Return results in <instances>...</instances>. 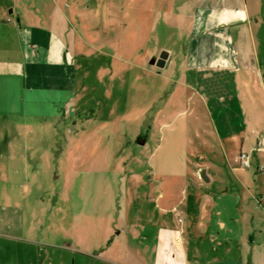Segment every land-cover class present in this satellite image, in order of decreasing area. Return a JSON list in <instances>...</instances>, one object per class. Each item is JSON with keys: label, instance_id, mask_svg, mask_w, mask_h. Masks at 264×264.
I'll use <instances>...</instances> for the list:
<instances>
[{"label": "rangeland", "instance_id": "374dc122", "mask_svg": "<svg viewBox=\"0 0 264 264\" xmlns=\"http://www.w3.org/2000/svg\"><path fill=\"white\" fill-rule=\"evenodd\" d=\"M172 2L136 0L134 8H128L129 0H122L127 16L121 13L108 20L102 15L101 1L90 0L85 5L91 12L73 20L74 25L85 37L90 33L87 37L93 42L105 38L109 43L92 49L79 45L76 91L63 94L56 106L16 101L18 114L0 115V142L6 138L10 142L0 159L5 173L0 177V192L6 190L7 197L15 195L19 202V207L0 208V220L24 218L12 230L0 225V233L33 237L36 243L28 246L29 264H129L117 254L140 246L132 238L136 233L130 224L142 219L145 233L156 234L159 225L150 220L159 216L154 205L168 187L173 190L170 202L177 205L175 225L180 226L185 219L180 203L185 193L215 186L199 178V169H206L203 163L211 166V175L214 172L211 156L226 164V158L248 153L251 167L243 170L264 176V151H241L236 145L232 153H224L213 142L216 125H222L221 110L209 100L207 111L204 96L187 88L178 76L182 51L164 68L154 65L162 51L169 53L190 43L191 21L165 14ZM153 6L162 12L150 14ZM249 6L253 17L249 52L264 78V0H249ZM133 9L140 11L135 14L140 20L134 18ZM135 27L141 34L133 35ZM254 77L259 80L258 74ZM249 88V124L264 146V98L260 99L259 85ZM206 97L210 99L209 94ZM223 117L233 126L239 123L233 108ZM6 124L8 129L1 130ZM143 136L148 140L139 145ZM211 144L218 154L207 153L205 148ZM257 162L263 174L255 168ZM122 229L126 233L115 238ZM148 245L152 247L153 241Z\"/></svg>", "mask_w": 264, "mask_h": 264}, {"label": "crops", "instance_id": "0c3cea01", "mask_svg": "<svg viewBox=\"0 0 264 264\" xmlns=\"http://www.w3.org/2000/svg\"><path fill=\"white\" fill-rule=\"evenodd\" d=\"M9 1L3 3L0 0V115L3 118L18 114L16 101L28 106L47 102L56 106L55 101H59L63 94L76 91L75 61L82 54L79 45L85 44L92 49L109 43V40L104 41L105 38L93 42L87 37L90 33L86 32L85 37L74 25L73 20H81L84 14L91 12L90 5H85L90 4V0ZM100 1L105 19L129 13L121 6L122 0ZM172 1L165 14L191 21L187 30L190 43H180L182 46L178 50L171 49L166 63L171 64L175 54L182 51L184 56L178 76L185 81L187 88L204 96L207 111H210L209 100H214L213 108L221 110L222 125H216L213 142L224 153H232L236 145L241 151H264L257 129L249 124V106L252 104L249 87L259 85L260 99L264 98L261 67L252 58L253 52H249L248 36L253 35L249 0ZM134 3L136 0H129L128 8H134ZM133 10L134 18L140 20L141 16L135 15L140 11ZM149 12L157 15L162 10L153 6ZM125 28L120 26L119 29ZM179 30L182 34L183 29ZM133 33L136 36L141 31L135 27ZM257 74L259 80L254 77ZM208 94L210 99L206 97ZM228 108H233L238 117L239 123L234 126L223 117ZM6 128L7 124L1 130ZM139 140H145L146 144L148 136L139 137ZM9 143L7 138L0 142V159L6 156ZM215 148L211 144L205 149L209 155H216L220 151ZM226 159L223 164L218 157H210L211 164L215 163L212 175L209 173L211 166L203 163L210 179L207 184L214 183L215 186L185 193L180 201L185 219L180 226L175 225L173 216L177 205L170 202L173 190L164 189V193L158 195V204L154 205L159 216L150 220V223L159 225L157 233L153 236L146 234L144 221L136 218L130 225L136 233L132 238L140 246L133 251L128 247L121 256L118 253L119 259L124 258L129 264H264V204L258 201L264 199V176L254 177L244 171L239 155L229 161ZM259 164L257 162L255 168L263 174V167ZM4 174L0 170V177ZM5 191L0 192V200L4 199L0 208L19 207L15 195L7 197L9 193ZM22 219L19 215L16 221L0 220V225L6 226L7 231L12 230ZM40 223L35 222L42 226ZM17 226L23 228V225ZM125 233L126 229H122L114 237L120 239ZM32 238L1 232L0 264H29L28 246L36 243ZM151 240L153 245L149 248ZM52 246L56 247L55 244ZM148 248L151 250L149 257Z\"/></svg>", "mask_w": 264, "mask_h": 264}, {"label": "water", "instance_id": "95a60500", "mask_svg": "<svg viewBox=\"0 0 264 264\" xmlns=\"http://www.w3.org/2000/svg\"><path fill=\"white\" fill-rule=\"evenodd\" d=\"M168 56H169V53L167 51L161 52V54L159 55V58L157 59L156 64H155L157 66V68H164L166 61L168 59ZM138 142L142 145L145 144V140H139ZM199 176L203 182H205V183L210 182V179L207 175L206 169H200L199 170Z\"/></svg>", "mask_w": 264, "mask_h": 264}, {"label": "built area", "instance_id": "2783aa9c", "mask_svg": "<svg viewBox=\"0 0 264 264\" xmlns=\"http://www.w3.org/2000/svg\"><path fill=\"white\" fill-rule=\"evenodd\" d=\"M239 161H240V165L245 168L248 169L251 167V156L248 153H241L239 156ZM260 201V204H264V199L258 200Z\"/></svg>", "mask_w": 264, "mask_h": 264}]
</instances>
